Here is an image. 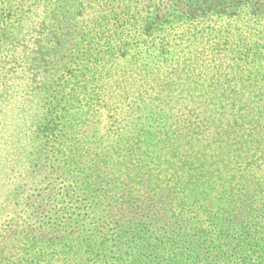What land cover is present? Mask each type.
<instances>
[{
  "label": "trees",
  "instance_id": "16d2710c",
  "mask_svg": "<svg viewBox=\"0 0 264 264\" xmlns=\"http://www.w3.org/2000/svg\"><path fill=\"white\" fill-rule=\"evenodd\" d=\"M147 2L41 0L18 13L0 2V70L18 69L32 94L29 139L42 134L26 140L28 160L45 149L51 176L39 186L49 202L72 195L78 205V222L67 216L46 234L58 246L46 264H264V0ZM211 12L232 19L222 43L183 35L203 45L189 66L204 52L239 56L236 79L220 84L178 66L174 50H156L175 65L161 78L162 66L123 59L119 26L106 30L117 20L164 37Z\"/></svg>",
  "mask_w": 264,
  "mask_h": 264
},
{
  "label": "rangeland",
  "instance_id": "374dc122",
  "mask_svg": "<svg viewBox=\"0 0 264 264\" xmlns=\"http://www.w3.org/2000/svg\"><path fill=\"white\" fill-rule=\"evenodd\" d=\"M40 1L0 0L4 6H10L13 11L16 8L17 13L26 7L40 3ZM48 1L65 7L66 4L70 5L71 2L78 0ZM79 1L90 6L94 2L97 4L98 1L105 2L107 0ZM125 1L128 3L135 0ZM140 1L145 4L148 3L147 0ZM194 6H200L199 13L204 12V9L207 8V6L203 7L202 4L194 3ZM87 15L86 12H82L76 21L83 20ZM188 16L184 25L173 24L172 28L166 29L164 37L161 36L160 32L162 31L155 26L143 24L135 26L133 29L117 20L109 22L106 30L116 26L121 28L122 34L118 33L114 38L116 42L120 41L123 45L122 52L125 56L123 59L135 57L136 60L145 63L149 68L158 64L157 67L162 66L161 78H167L166 75L170 77L173 74L174 62L159 60L158 63L156 50H174L171 55L178 57L176 60L178 66L182 64L189 66L188 62L192 53L199 52L203 45L194 49V45L199 41H195L194 44L192 41L188 42L186 38L190 35L184 36V31L190 30L196 38L201 34H208L214 36L209 42H216L217 38H220L219 42L222 43L224 36L219 31L227 28L228 22H232V19L225 18L228 16L227 12L222 13V15L211 12L206 17L200 14ZM159 23L163 22L159 21ZM72 32L75 31L71 30ZM13 36V31L7 32L6 37L2 39L5 46L11 44L14 40ZM104 38L108 39L110 46H113L111 44L113 35L107 33ZM97 51H101V48ZM237 58H239L237 54H232L226 61L218 62L212 60L209 52H204V55L200 57V62L203 65H192L189 68L193 71L195 78L199 77L201 80L207 78L203 73L205 69L208 72L212 71L213 77H215L214 73L217 76L218 83L216 84H220L236 79L231 73L230 67H233L235 62H239ZM18 78V69L17 75L14 71L6 74L0 70V264H46L49 261V255L58 247L55 241L49 242L46 239V234L52 229L58 228L59 225H63V220L67 216L73 224L78 222L79 218L76 216L79 211L72 195L66 199L62 196H56L49 202V197L46 195L47 186H39L41 182L39 176L51 175L48 174L49 165L44 164L47 161L45 149L42 152L36 148L35 160H28L29 149L31 148L28 146V141L42 136V134L37 135V131L31 130L33 136L29 139L30 124L27 114L32 94L29 88H23L24 84L21 85V81L16 80ZM188 79L191 80L192 78ZM204 83L208 82L204 81ZM40 132L43 133L41 130ZM52 177L56 178L55 175ZM93 205L95 206V201ZM83 213L85 214L83 218L90 217L88 212L83 211Z\"/></svg>",
  "mask_w": 264,
  "mask_h": 264
}]
</instances>
